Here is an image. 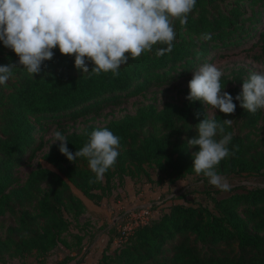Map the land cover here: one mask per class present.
Masks as SVG:
<instances>
[{"label":"trees","instance_id":"trees-1","mask_svg":"<svg viewBox=\"0 0 264 264\" xmlns=\"http://www.w3.org/2000/svg\"><path fill=\"white\" fill-rule=\"evenodd\" d=\"M176 40L173 50L157 56L151 52L129 59L119 69L94 75L75 67V57L65 56L59 48L45 61L39 74H29L23 66L0 85V219L10 216L14 224L0 236V264L8 259L35 256L41 262L60 245L69 246L65 236L80 224L87 208L73 187L96 206L123 189L128 179L145 178L149 184L163 186L197 175L193 153L185 137L198 135L196 125L206 118V105L190 102L166 103L161 110L154 104L139 108L135 115L113 120L104 127L88 124L81 133L64 134L68 148L75 153L88 142L93 130L107 128L121 138L116 164L97 183L86 158L70 162L60 153V144L50 146L43 159L54 169L39 166L21 184L19 169L46 145L36 137L45 129L35 122L72 120L99 112L104 106H118L153 87L170 85L187 76L200 64L210 62L221 50L249 42L258 48L256 59H264V0H197L185 26L174 20ZM211 33L210 41L201 34ZM130 55V54H129ZM19 57L0 42V65L18 64ZM89 72L94 64L88 62ZM245 71L235 73L237 86L228 89L236 104L227 116L218 110V122L233 119L226 133L230 155L216 166L225 177L256 175L264 177V138L259 124L264 110L255 113L240 107L235 100L248 78ZM196 113H199V119ZM209 115V114H208ZM220 136H217L219 139ZM151 170L158 174L157 179ZM219 193V192H217ZM213 208L201 204H173L162 216L139 225L126 239L115 240L117 248L104 252L97 264H264V188H254L217 199L209 195ZM77 242L82 243L78 235Z\"/></svg>","mask_w":264,"mask_h":264},{"label":"clouds","instance_id":"clouds-1","mask_svg":"<svg viewBox=\"0 0 264 264\" xmlns=\"http://www.w3.org/2000/svg\"><path fill=\"white\" fill-rule=\"evenodd\" d=\"M197 0H0V42L19 57L17 63L0 65V85L12 76L14 68L23 66L29 74H39L45 61L54 57L53 49L75 57V67L84 73L100 75L119 69L153 46L157 56L173 50L176 40L174 20L183 27L193 12ZM201 40L210 41L211 33H203ZM130 54V55H129ZM88 62L94 64L89 72ZM223 73L215 64L205 63L192 72L190 93L192 103L200 101L207 106V115L196 125L197 136L185 137L189 148L198 147L193 153L192 170L203 174L210 185L222 191L230 186L217 171L222 160L234 155L228 144L233 119L218 122L208 115V107L227 116L235 113L233 97L222 89ZM244 110L255 113L264 109V72H254L243 81L242 93L235 97ZM199 119V113H196ZM59 151L73 162L86 158L95 174L97 183L104 179L119 156L121 138L107 128L93 130L88 142L75 153L68 148L67 138L60 131H53ZM220 136L217 139V136Z\"/></svg>","mask_w":264,"mask_h":264},{"label":"rangeland","instance_id":"rangeland-1","mask_svg":"<svg viewBox=\"0 0 264 264\" xmlns=\"http://www.w3.org/2000/svg\"><path fill=\"white\" fill-rule=\"evenodd\" d=\"M252 43L249 42L228 50L223 49L215 58L210 57L209 63L215 64L223 73L220 83L224 91L237 86L234 83L227 85L225 88L222 84L224 79L233 81L235 73L245 71L249 76L254 72H264V59H256L259 49L252 48ZM200 66L202 65L200 64L187 76L170 85L153 87L137 97L126 99L118 106H104L99 112H92L75 120L62 117L54 121L51 119L45 120L42 124L35 122L37 127L42 126L45 129L43 133L37 134L36 137L42 139L46 147L37 152L33 160L26 161L19 169L21 184H24L30 173L39 166L54 169L52 165L43 159L51 145L60 144L59 141L55 142L52 135L53 131H60L62 134L81 133L88 124L104 127L113 120H119L126 115H135L139 108L146 105L154 104L158 110H161L166 103L181 105L185 99V90L188 89L189 81L192 79V72L198 70ZM217 113L218 110L208 107L210 117H214ZM258 127L259 138H264V122H261ZM151 175L154 179L158 177L156 171L151 170ZM222 177L230 186L228 191H222L210 185L207 180L199 176H187L184 180L163 186L149 184L145 181V178L128 179L129 186L132 187L136 197L129 196L127 192V196L123 197L117 188V194H113L112 197L104 201V204L95 207V210L99 211L98 214L91 215L86 212L80 224H75L71 232L65 236L69 246L60 245L46 262H41L33 255L23 260L11 258L3 264H97L104 252L112 253L117 248L115 240L118 238L121 217H128L147 210L146 219H156L167 213L173 204H201L212 209L213 204L209 200L210 194L215 195L217 199H222L233 193L264 188V177L262 176ZM73 191L78 197H84L74 187ZM12 224H14V219L10 216L1 218L0 236H4L6 228ZM74 235H78L82 239V243L79 244Z\"/></svg>","mask_w":264,"mask_h":264},{"label":"built area","instance_id":"built-area-1","mask_svg":"<svg viewBox=\"0 0 264 264\" xmlns=\"http://www.w3.org/2000/svg\"><path fill=\"white\" fill-rule=\"evenodd\" d=\"M148 214L147 210L142 211L139 214L129 215L128 217H121L118 227V233L120 235V240H126L141 224H145L148 220L146 216Z\"/></svg>","mask_w":264,"mask_h":264},{"label":"crops","instance_id":"crops-1","mask_svg":"<svg viewBox=\"0 0 264 264\" xmlns=\"http://www.w3.org/2000/svg\"><path fill=\"white\" fill-rule=\"evenodd\" d=\"M130 184L128 183V181H127V183H126V185H125V188H123V189H118L119 190V193L121 192V194H122V196L123 197H126L127 196V193H128V195L129 196H131V197H136V194L133 192V189H132V187L131 186H129ZM127 192V193H126ZM115 193H116V191H115ZM117 194V193H116ZM83 195V194H82ZM84 196V195H83ZM81 199H82V201L84 202V204H85V206H86V208H87V214H91V215H94V214H98L99 213V211H96L95 210V207H97L91 200H89L88 198H86L85 196L82 198V197H80ZM104 201H106V200H104ZM102 204H104V202L102 203Z\"/></svg>","mask_w":264,"mask_h":264}]
</instances>
